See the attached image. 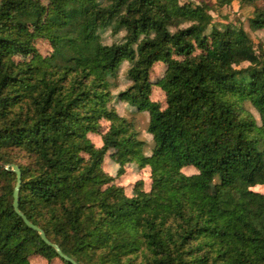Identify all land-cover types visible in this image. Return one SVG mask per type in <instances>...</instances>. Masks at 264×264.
Instances as JSON below:
<instances>
[{
    "label": "trees",
    "instance_id": "obj_1",
    "mask_svg": "<svg viewBox=\"0 0 264 264\" xmlns=\"http://www.w3.org/2000/svg\"><path fill=\"white\" fill-rule=\"evenodd\" d=\"M238 1L263 29L264 6ZM211 8L0 0V264H72L14 210L10 164L19 209L78 264H264V194L252 189L264 184V47ZM124 61L129 84L114 97L148 112L149 154L110 103ZM110 150L115 176L103 167ZM131 162L150 171L137 194L117 181Z\"/></svg>",
    "mask_w": 264,
    "mask_h": 264
},
{
    "label": "rangeland",
    "instance_id": "obj_2",
    "mask_svg": "<svg viewBox=\"0 0 264 264\" xmlns=\"http://www.w3.org/2000/svg\"><path fill=\"white\" fill-rule=\"evenodd\" d=\"M44 2L46 0H43ZM212 4V8L209 14L212 19L216 22L231 24H241L245 30L249 33L255 44H262L264 47V28L259 30H253L250 28L248 19L252 15L253 6L242 5L238 0H234L232 3H226L224 5H219L217 0H207ZM254 6H264V0H257L253 3ZM104 41L110 43L114 38L110 37L108 33L103 34ZM38 52L42 56H48L51 52L50 45L45 41H38L36 43ZM30 57H25L28 59ZM128 63L126 61L122 62L119 66L116 76L110 78V90L113 94L111 105L113 108L124 118L132 121L135 125V129L138 132V136L141 140L146 142L143 147V152L149 154L152 149V140L150 134L146 131L149 115L146 111L133 112L131 104L123 101L115 100V94L119 91L125 89L129 84L126 78V70ZM166 65L162 62L155 63L151 70V79L155 83L157 82L165 73ZM152 98L159 101L162 105L165 103V96L161 88L158 85H154ZM250 112L259 120L258 114L255 112L254 108L249 104H246ZM109 123L107 121H102V131H105ZM92 139L99 144L100 138L96 134L91 135ZM104 169L112 174L117 175L119 163L114 158V151H109L105 157ZM149 168H139L136 163L131 162L126 164L125 172L118 176L117 181L127 186L130 193L137 194L142 190H147L149 188ZM253 190L264 194V184L256 185L252 188Z\"/></svg>",
    "mask_w": 264,
    "mask_h": 264
},
{
    "label": "water",
    "instance_id": "obj_3",
    "mask_svg": "<svg viewBox=\"0 0 264 264\" xmlns=\"http://www.w3.org/2000/svg\"><path fill=\"white\" fill-rule=\"evenodd\" d=\"M6 168H8L11 171H14L16 174V185L14 187V191H13V207L14 210L16 211V213L18 215H20L22 217V219L25 221V223L30 226L31 228H33L34 230L38 231V233L40 234L41 238L44 240V242H46L47 244L51 245L57 252V254L64 258L65 260H67L68 262L72 263V264H78L74 259L70 258L69 256H67L65 253H63V251L61 250V248L58 246V244L51 242L45 235L44 231L38 227L37 225L33 224L32 222H30L27 217L24 215V213L19 209L18 206V198H19V186H20V180H21V171L19 169V167L15 164H10L7 165Z\"/></svg>",
    "mask_w": 264,
    "mask_h": 264
}]
</instances>
